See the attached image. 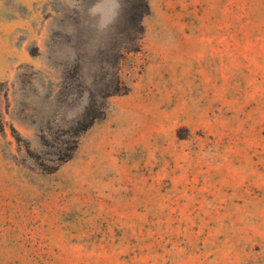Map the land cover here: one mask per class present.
<instances>
[{
    "label": "rangeland",
    "instance_id": "374dc122",
    "mask_svg": "<svg viewBox=\"0 0 264 264\" xmlns=\"http://www.w3.org/2000/svg\"><path fill=\"white\" fill-rule=\"evenodd\" d=\"M0 0V264H264V0Z\"/></svg>",
    "mask_w": 264,
    "mask_h": 264
},
{
    "label": "clouds",
    "instance_id": "9594fccd",
    "mask_svg": "<svg viewBox=\"0 0 264 264\" xmlns=\"http://www.w3.org/2000/svg\"><path fill=\"white\" fill-rule=\"evenodd\" d=\"M120 7L119 0H106L104 6L94 5L92 12L95 14L98 10L100 11V27L107 28L116 22Z\"/></svg>",
    "mask_w": 264,
    "mask_h": 264
}]
</instances>
